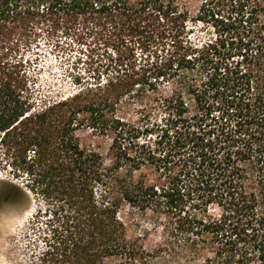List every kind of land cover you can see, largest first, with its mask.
<instances>
[{"label": "trees", "instance_id": "1", "mask_svg": "<svg viewBox=\"0 0 264 264\" xmlns=\"http://www.w3.org/2000/svg\"><path fill=\"white\" fill-rule=\"evenodd\" d=\"M228 1L216 18L229 39L196 43L176 0H0V171L13 201H39L27 264H264V44L230 61L264 32V0ZM212 3L199 13L217 16ZM160 21L169 51L153 77L116 67L104 82L41 96V67L25 53L44 30L110 37ZM147 209L164 212L158 241L136 229Z\"/></svg>", "mask_w": 264, "mask_h": 264}, {"label": "rangeland", "instance_id": "2", "mask_svg": "<svg viewBox=\"0 0 264 264\" xmlns=\"http://www.w3.org/2000/svg\"><path fill=\"white\" fill-rule=\"evenodd\" d=\"M176 2L189 13L186 26L192 28L189 35L196 43L214 41L219 36L229 39L230 32L223 31L220 22L223 19L221 17L226 16L227 10L231 9L228 0H212V6L219 11L214 18H210L207 12L199 13L201 0ZM148 22L146 25H150L152 21ZM163 27L165 26L160 21L150 26L148 33L135 34L124 30L121 33L115 31L114 35L108 37L107 32L106 34L102 32L101 35L97 28L90 26L85 28L82 25L72 27L62 25L50 33L45 30L44 33H40L31 43L25 57L37 58V63L41 67L37 79L41 96L47 99L57 98L93 86L97 81L104 82L116 67L139 73L145 70L149 77H153L154 64L159 63L162 57H166L169 51L166 38L168 36L164 35ZM263 33L257 30L254 37H247L250 39H246L247 46L241 49L235 47L230 61L235 63L236 60H241L240 50L248 60L259 56L260 45L264 44L261 42ZM190 78L199 81L201 74L199 71L194 72ZM162 88L166 90V87ZM88 132L87 129L77 131L82 143L88 142ZM153 137L154 134L151 135V139ZM105 140L101 141L104 145L108 138ZM143 171L153 183L159 185L160 181L164 180L161 172L153 170L150 165ZM6 181L8 177L0 171V264H27L30 255L39 245L35 233L27 229V221L35 213L39 201L35 196L13 201L11 193L3 184ZM211 211L217 212L216 209ZM135 216L139 223L136 229L145 231L148 238L158 241L161 225L166 220L164 212L147 209L145 212L136 213Z\"/></svg>", "mask_w": 264, "mask_h": 264}]
</instances>
